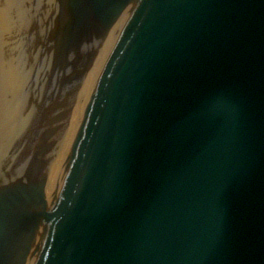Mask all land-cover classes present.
Wrapping results in <instances>:
<instances>
[{"label":"water","instance_id":"1","mask_svg":"<svg viewBox=\"0 0 264 264\" xmlns=\"http://www.w3.org/2000/svg\"><path fill=\"white\" fill-rule=\"evenodd\" d=\"M0 264H264V0H0Z\"/></svg>","mask_w":264,"mask_h":264}]
</instances>
